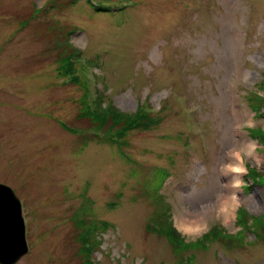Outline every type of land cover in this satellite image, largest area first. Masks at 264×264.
<instances>
[{
  "label": "rangeland",
  "instance_id": "rangeland-1",
  "mask_svg": "<svg viewBox=\"0 0 264 264\" xmlns=\"http://www.w3.org/2000/svg\"><path fill=\"white\" fill-rule=\"evenodd\" d=\"M236 137L231 216L185 232ZM0 183L15 264H264V0H0Z\"/></svg>",
  "mask_w": 264,
  "mask_h": 264
},
{
  "label": "bare ground",
  "instance_id": "bare-ground-1",
  "mask_svg": "<svg viewBox=\"0 0 264 264\" xmlns=\"http://www.w3.org/2000/svg\"><path fill=\"white\" fill-rule=\"evenodd\" d=\"M234 108V106H232ZM228 126H226L225 131L228 133ZM238 134V131H235ZM238 139L236 137L235 144L225 149V157L222 159V163L217 167V170L224 181L223 192L219 195L212 193V197L206 199L197 210L187 213V215H181L179 217L180 222L183 225V230L188 233H193L196 230H200L205 224L204 220L206 215L210 212L216 211L218 216H223L225 219H229L232 214L233 208L235 207L236 200L232 196H229L231 190L235 187L233 185L240 182L241 175L244 171V165L242 163L241 156L235 154H240L239 149L237 148ZM253 143L251 141L242 140V149L248 153L252 150ZM234 169H243V171H234ZM234 181V182H233Z\"/></svg>",
  "mask_w": 264,
  "mask_h": 264
},
{
  "label": "water",
  "instance_id": "water-1",
  "mask_svg": "<svg viewBox=\"0 0 264 264\" xmlns=\"http://www.w3.org/2000/svg\"><path fill=\"white\" fill-rule=\"evenodd\" d=\"M27 252L21 203L9 186L0 183V264H15Z\"/></svg>",
  "mask_w": 264,
  "mask_h": 264
},
{
  "label": "trees",
  "instance_id": "trees-1",
  "mask_svg": "<svg viewBox=\"0 0 264 264\" xmlns=\"http://www.w3.org/2000/svg\"><path fill=\"white\" fill-rule=\"evenodd\" d=\"M99 4L100 3H97V7H99ZM99 9L100 8H96L95 7V10L96 11H99ZM108 9V8H107ZM66 64H64L62 67L65 69V70H67L68 69V67L70 66V63H67V61L65 62ZM97 99V100H96ZM96 99H94L95 100V104H97L98 106L99 105H101L102 103H103V100L101 99H98V98H96ZM252 108L254 109V103H252ZM108 110H111V109H108ZM138 114H140L139 115V117L138 116H136L135 118H133V119H135V120H137V121H134V120H131L125 127H127V128H136V127H138L139 126V124H140V121H142L143 119H145L146 117V114H147V112H145V111H143V112H139ZM114 125H116V121H115V123H114ZM125 127L123 128V130L125 129ZM122 130V131H123ZM118 133H120V132H118ZM239 210H241L240 208H238L237 209V212L239 211ZM244 212H246V211H244ZM160 217H163L161 214H158L157 215V219L156 220H159V224H160V229L158 230V231H160V230H162V227H165L166 229L165 230H167L166 231V233H167V237L171 240L172 238L173 239H176V240H181V241H183V239H181L180 238V234L173 228V226H172V222H171V220L170 219H168V217L167 216H164V219H160ZM101 226H103V223L101 224ZM85 228V227H84ZM99 228V226L98 225H94V224H92V225H90V226H88V227H86L84 230H82L83 231V237L85 236H89L90 235V232H93V231H96V229H98ZM87 229V230H86ZM82 233V232H81ZM95 234V233H94ZM82 237V238H83ZM94 237H96V235L94 236Z\"/></svg>",
  "mask_w": 264,
  "mask_h": 264
},
{
  "label": "clouds",
  "instance_id": "clouds-1",
  "mask_svg": "<svg viewBox=\"0 0 264 264\" xmlns=\"http://www.w3.org/2000/svg\"><path fill=\"white\" fill-rule=\"evenodd\" d=\"M235 155L239 156L240 154L237 153ZM234 171H243V169H234Z\"/></svg>",
  "mask_w": 264,
  "mask_h": 264
},
{
  "label": "flooded vegetation",
  "instance_id": "flooded-vegetation-1",
  "mask_svg": "<svg viewBox=\"0 0 264 264\" xmlns=\"http://www.w3.org/2000/svg\"><path fill=\"white\" fill-rule=\"evenodd\" d=\"M225 234H228V232L226 233V231H225Z\"/></svg>",
  "mask_w": 264,
  "mask_h": 264
}]
</instances>
